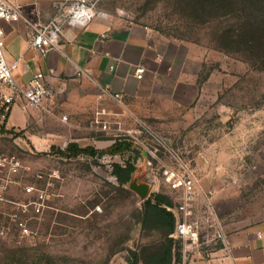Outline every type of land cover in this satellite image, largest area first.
<instances>
[{
  "label": "rangeland",
  "instance_id": "rangeland-1",
  "mask_svg": "<svg viewBox=\"0 0 264 264\" xmlns=\"http://www.w3.org/2000/svg\"><path fill=\"white\" fill-rule=\"evenodd\" d=\"M36 1L38 20L31 21L45 25L78 0ZM85 1L94 4V17L149 27L170 68L156 66L155 83L118 106L125 113L102 138L114 146L96 155L37 152L24 134L4 127L0 153L20 165L0 166V264H107L128 240L138 247L157 242L156 233L141 228L143 202L129 185L119 186L101 154H119L117 163L131 159L136 182L168 190L177 204L164 168L191 172L201 221L210 211L224 230L264 220V62L218 42L242 14L198 15L186 0ZM178 80L197 85L192 102L173 95Z\"/></svg>",
  "mask_w": 264,
  "mask_h": 264
},
{
  "label": "crops",
  "instance_id": "crops-1",
  "mask_svg": "<svg viewBox=\"0 0 264 264\" xmlns=\"http://www.w3.org/2000/svg\"><path fill=\"white\" fill-rule=\"evenodd\" d=\"M10 1L22 11L18 21L4 22L7 25L3 26L7 59L19 62L14 77L25 86L41 71L53 95L48 100L50 112L38 107L25 109V99L18 95L5 128L24 134L37 152L65 151L70 144L91 147L97 152L111 149L114 141L110 138L103 143L102 138L116 130L114 124L125 113L119 112L118 106L139 97L150 81L157 80L156 66L163 65L165 72L169 71L170 65L165 64V55L152 30L141 24H112L104 17H94L84 26H67L58 46L44 54L29 45L31 20H38L34 10L41 6L36 0ZM140 65L146 68L142 80L136 77ZM197 90L195 83L178 80L173 95L180 103H189L196 98ZM148 183L149 186L132 178L128 185L144 202L151 193L159 192ZM163 194L173 202L170 209L177 223L180 218L177 203L168 190ZM151 231L157 234L155 243L164 242L166 233ZM225 233L226 245L215 242L210 256L195 254L189 264H264V220L228 227ZM167 235L175 240L170 264H181L183 246L175 230ZM136 248L138 245L128 240L127 249L114 253L107 264H131L130 250Z\"/></svg>",
  "mask_w": 264,
  "mask_h": 264
},
{
  "label": "built area",
  "instance_id": "built-area-1",
  "mask_svg": "<svg viewBox=\"0 0 264 264\" xmlns=\"http://www.w3.org/2000/svg\"><path fill=\"white\" fill-rule=\"evenodd\" d=\"M95 15L94 4L87 3L85 0H78L67 9L60 7L58 14L49 23L45 25L31 23L29 45L45 54L50 48L58 46L60 36L67 26H84ZM21 17L22 13L18 5L10 0H0V129L6 126L9 113L18 95L25 99V109L38 107L46 112L51 111L48 100L53 95V89L47 84L43 73L37 71L27 85L21 86L14 77V71L18 68L19 62L18 60L10 62L4 50L5 33L2 22H15ZM145 74L146 68L138 66L136 77L142 80ZM118 156L117 153L101 154L99 159L112 168L113 164L117 163ZM19 165L15 155L0 153L1 167L16 169ZM184 170L175 171L171 167H165L163 174L169 189L180 196L176 207L180 218L176 223L175 235L183 246L184 256L181 264H189L190 258L195 254L210 256L213 252V244L221 242L226 245L227 238L225 230L217 226L212 211L207 223L194 216V200L198 183L191 172ZM31 190L30 187L27 189L28 192ZM39 198L40 200L35 203L37 212L41 211L40 201L44 200V195L41 194ZM0 200H3L2 196ZM225 249L228 250V247L226 246Z\"/></svg>",
  "mask_w": 264,
  "mask_h": 264
},
{
  "label": "trees",
  "instance_id": "trees-1",
  "mask_svg": "<svg viewBox=\"0 0 264 264\" xmlns=\"http://www.w3.org/2000/svg\"><path fill=\"white\" fill-rule=\"evenodd\" d=\"M186 4L193 12L201 14L227 15L240 13L241 21L224 29L218 36V42L223 49L239 52L247 59L264 62V0H186ZM223 10V11H222ZM7 130L0 129V132ZM62 155L78 156L80 154L96 155L98 152L91 147L81 148L77 144H70ZM136 172V165L131 160L124 163H114L112 174L116 177L119 186H126ZM173 202L168 195L156 192L145 199L139 213V222L142 229L159 230L165 234L162 243H153L131 249V264H170L172 247L175 240L167 234L176 227V218L173 211ZM179 261V254H176Z\"/></svg>",
  "mask_w": 264,
  "mask_h": 264
}]
</instances>
